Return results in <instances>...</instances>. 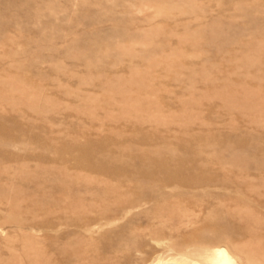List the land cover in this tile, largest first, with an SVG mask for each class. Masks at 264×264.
<instances>
[{"label": "rangeland", "instance_id": "374dc122", "mask_svg": "<svg viewBox=\"0 0 264 264\" xmlns=\"http://www.w3.org/2000/svg\"><path fill=\"white\" fill-rule=\"evenodd\" d=\"M200 184L255 208L264 264V0H0V264L177 258L179 243L153 251L163 230L146 220L203 215L186 195ZM109 198L150 201L108 229L125 226L123 253L70 233L51 258L50 212ZM211 219L202 240L241 243L231 217Z\"/></svg>", "mask_w": 264, "mask_h": 264}, {"label": "bare ground", "instance_id": "6f19581e", "mask_svg": "<svg viewBox=\"0 0 264 264\" xmlns=\"http://www.w3.org/2000/svg\"><path fill=\"white\" fill-rule=\"evenodd\" d=\"M188 188L191 190L190 193L186 194L188 197L205 199L206 205L205 209H203V215H200V212H197L196 208L192 211L193 209L189 206L186 207V204L183 205L182 203L177 209L169 210L165 214L159 213L158 216L146 220L147 228L158 226L163 230L162 235L152 232L148 235L149 242L155 245V248L151 247L153 251L159 254V251H162L161 249H173L175 247L174 245L179 243L178 248L180 250L178 257L164 260L158 255L148 262H141L143 261L145 249L139 247L134 251V256L136 258L135 264H241L240 260L249 262L250 264H261L258 261L260 251L257 244L258 236L256 233L259 220L255 208L247 212L246 215H242L241 204L243 200L241 196L236 195L232 198L233 202L228 201L225 205H220L218 202H213V199L218 197L214 194L215 192L209 191V187L200 184L189 186ZM109 199L112 202H110L111 205H115L112 211L106 209L107 211L100 210L99 212L91 214L85 210L83 201H78L72 209L65 207L60 211L52 210L50 212V216L46 223V229L48 230L49 238L53 244V248L50 251L51 258L55 260L59 252H67L66 246H64L63 250L57 247V244L58 241L60 242V240L64 241L67 239L70 233L82 237L87 243L90 242L93 244L96 248L95 252L99 251L95 242L100 241L101 244H103L101 247L104 248L106 252L114 253V255L120 252L123 253L121 245L119 243L112 244V241L114 240V242H116L117 240L121 241L125 239V226H122L115 232L111 230L108 231V229L115 226L117 227V225H120V223L126 220L133 212L141 210L150 204V201L144 200L143 203L138 204L133 201L122 202L118 198H113V200L111 198ZM147 212L148 210L142 213ZM215 216L219 218L223 217V219L226 217L232 218L233 222H231V224L236 226L234 231L235 238L237 239L238 237L241 243H237V245L232 247L229 245L210 246L204 241L205 239L202 240L200 232L203 228H214L211 217ZM70 228H73V232L67 231ZM35 229L38 228L32 226L31 230ZM215 230L217 231V228ZM0 233L3 234L4 231H0ZM196 239L198 241H195ZM231 239L233 238L231 237ZM243 239L245 242L242 241ZM149 242H147V244H149ZM91 244L81 243L80 251L82 252L81 257L83 260L85 256L88 255L86 249L88 246H91ZM48 251L49 250H47V252ZM124 259L126 261L124 264H129V254H125ZM79 260L76 261V264L80 262Z\"/></svg>", "mask_w": 264, "mask_h": 264}]
</instances>
